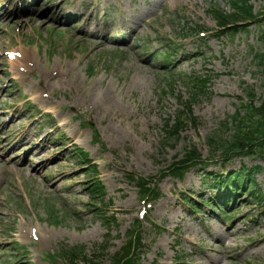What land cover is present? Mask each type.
Here are the masks:
<instances>
[{"label": "rangeland", "instance_id": "374dc122", "mask_svg": "<svg viewBox=\"0 0 264 264\" xmlns=\"http://www.w3.org/2000/svg\"><path fill=\"white\" fill-rule=\"evenodd\" d=\"M252 3L258 21L221 34L210 11L229 13L228 0H0V264H115L138 219L139 264H264L254 248L236 261L264 238L261 160L228 165H260L263 195H237L228 218L182 203L183 193L212 195L204 173L179 179L168 170L190 145L209 160L208 137H231L233 117L253 106L250 91L259 102L264 0ZM94 16L102 28H93ZM22 46L38 65L19 80L10 52ZM187 103L197 126L181 114ZM215 154L212 166L221 162ZM135 174L152 177L160 197L143 201L128 178ZM99 180L105 196L95 198ZM111 215L118 226L107 229ZM205 227L232 232L224 242L239 249L223 247ZM25 228L40 237L21 238Z\"/></svg>", "mask_w": 264, "mask_h": 264}, {"label": "trees", "instance_id": "16d2710c", "mask_svg": "<svg viewBox=\"0 0 264 264\" xmlns=\"http://www.w3.org/2000/svg\"><path fill=\"white\" fill-rule=\"evenodd\" d=\"M230 7L232 8L231 13H225L224 11H219L217 9H212L214 18L217 24L228 30L230 27L234 26L231 31L234 33L239 31V25L244 21L254 19L255 13L251 0H229ZM231 25V26H230ZM262 61L263 57L261 56ZM251 96L253 93L250 94ZM260 104L253 110H248L246 116H242L238 113L234 119L235 131L232 135V139L226 140L220 138H215L216 135L209 137V143L211 146L216 148H222L225 155L234 156H249L258 154H264V96L260 100ZM186 113L189 115V120H195L191 117V107L187 104L185 107ZM181 117V116H180ZM256 117V119H253ZM177 123L170 126V130L173 134H177L180 130L179 126L181 124V118L177 119ZM225 127H227L225 125ZM233 153V154H232ZM201 159V154L196 147L186 148L183 154L182 163L188 165L197 164L198 160ZM131 179L136 180L137 184L144 191H150L148 182L144 179ZM133 246V239L130 243V250L127 254L121 256L117 260V264H132V258L134 257V249L131 250ZM126 260V261H125ZM124 261V262H123Z\"/></svg>", "mask_w": 264, "mask_h": 264}, {"label": "bare ground", "instance_id": "6f19581e", "mask_svg": "<svg viewBox=\"0 0 264 264\" xmlns=\"http://www.w3.org/2000/svg\"><path fill=\"white\" fill-rule=\"evenodd\" d=\"M83 13L85 15V11H83ZM51 19H54V16H51ZM59 19H61L62 21H65V22L67 21L66 17L65 18H60L59 17ZM139 21H140L139 18H136L134 20V23H138ZM32 25L41 26V22L40 21H34V22H32ZM43 25L47 26V27L50 26L49 23H46V21L43 22ZM102 26H103V24L99 21V19L97 17H95L93 28L94 29H100V28H102ZM92 42H96L98 45H103L100 41H92ZM13 53L15 55L14 61L12 62L13 64L21 63L19 65H21L22 67L27 68V69H32L33 66H37V64H38V62L35 59L34 54L32 53V51L30 49L22 50L21 48H18L16 51H13ZM20 69H21V67H20ZM18 74H19V79L20 80L25 78V75L23 73L21 74L20 71L18 72ZM69 125H70V121H68V120H63L62 121V126L64 128L68 127ZM187 182L192 184V178H190L189 180L187 179ZM205 228H206L205 232L208 233L209 237L213 238V240H217L219 242H224V241H227V239H228L231 242L235 238V236H233L232 232H227V236L225 237L219 231L211 229L210 227H205ZM36 235H40V234L37 233V232H34V230H32V229L26 228L24 230V232H22L20 234V237H22V238H24V237L30 238V237H33V236H36ZM230 237H232V238H230ZM229 246L234 248L235 250L239 249L238 245H236V244L229 243L227 245L224 242V246L223 247H229ZM253 248L257 249V251H255V253H262L264 251V238H259V239L253 240L252 243H250V245L248 246V248H245L244 250L241 251V254L238 256V258H236V261H238L242 257L245 258V253L247 251H251ZM203 254H204V259L208 258L209 262L213 263L212 258L208 257L206 255V253H203ZM249 261H247L246 264H248ZM217 264H219V262Z\"/></svg>", "mask_w": 264, "mask_h": 264}]
</instances>
